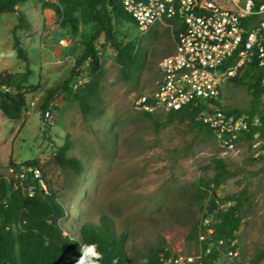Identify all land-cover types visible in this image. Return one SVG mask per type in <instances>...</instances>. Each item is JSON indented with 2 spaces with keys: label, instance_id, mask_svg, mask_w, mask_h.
Masks as SVG:
<instances>
[{
  "label": "rangeland",
  "instance_id": "374dc122",
  "mask_svg": "<svg viewBox=\"0 0 264 264\" xmlns=\"http://www.w3.org/2000/svg\"><path fill=\"white\" fill-rule=\"evenodd\" d=\"M17 10L29 22V28L17 35L33 71L27 86L36 90L27 103L36 104L19 121L8 120L0 110V172L8 175L11 160L17 164L37 160L67 212L64 227L110 219L117 233L126 234L127 252L136 264H147L151 252L161 246L174 257L201 258L203 264H264V162L254 160L246 143L240 144L239 156H223L219 143L205 132L169 122L164 114L150 118L133 106V100L160 79L159 63L175 47L171 33L155 28L157 33L141 34L133 23L117 25L121 38L140 41L146 53L145 65L131 82L120 78L102 34L97 47L105 74L91 111L84 114L77 101L59 95L47 116L41 109L46 91L67 79L83 49L81 36L93 26H83L78 33L63 27L64 7L58 0H26ZM16 25V13L0 17V74L26 71V63L13 49ZM80 69L82 88L90 80L89 64ZM249 102L244 87L224 84L225 110H244ZM68 142V156L84 165L81 173L61 167L55 158ZM215 157L224 159L231 171L218 195L223 199L243 195L247 203L238 241L211 259L206 257L210 249H204L208 237L199 232L203 212L197 182L215 174L211 168Z\"/></svg>",
  "mask_w": 264,
  "mask_h": 264
},
{
  "label": "trees",
  "instance_id": "16d2710c",
  "mask_svg": "<svg viewBox=\"0 0 264 264\" xmlns=\"http://www.w3.org/2000/svg\"><path fill=\"white\" fill-rule=\"evenodd\" d=\"M26 0H0V17L5 13L17 14V25L13 31V49L21 61L26 63L23 73L4 72L0 74V110L10 121H19L28 111L27 96L35 91L27 86L33 71L29 68V56L23 42L17 35L20 29H28L29 22L17 5ZM64 7L62 12L63 27H70L78 33L83 26H93L89 34L81 36L83 46L81 55L77 58L67 79L60 85L51 87L46 91L41 109L51 113L52 103L61 95L67 101H77L84 114L91 111L93 99L99 95L104 70L101 62L97 41L103 34L105 46L112 50L119 66L120 78L124 82L134 81L146 63V53L139 42L121 38L117 29L120 22L134 23L126 13L121 0H58ZM157 33L158 30H153ZM174 50L167 56L172 55ZM239 61L238 54L229 58L224 68L236 66ZM89 62L88 74L90 80L84 87L74 90L72 83L78 72L77 69ZM228 82L238 87H244L250 102L246 109L225 110L221 101L214 102L217 109L230 114H245L249 123L258 119L257 125H250L240 140L250 143L255 139L264 140V66L254 58L242 65L236 75ZM32 90V91H31ZM207 105L199 107H184L181 110H172L167 113H143L150 118L161 114L166 115L169 122L187 123L191 129L205 132L208 137L214 138L212 130L198 118ZM216 140V139H215ZM71 143L63 145L57 152L56 160L63 168H70L81 173L84 165L76 158L68 156ZM262 153L254 160L264 162V145ZM12 167L14 174L6 176L0 172V264H78L82 257L81 248L84 245L95 244L102 258L96 264H136L129 256L126 245V234L117 233L112 221L106 217L98 222L85 221L78 227H64L62 221L67 212L58 200L57 192L46 179L42 170V178L27 173L25 178H18L22 169L40 167L37 160L24 163L9 162L7 169ZM211 168L215 169L212 177L198 179V196L200 209L203 212L201 220L202 234L207 235L204 249L210 253L206 256L217 258L219 251L225 247L235 245L238 241V231L241 226V211L247 203L243 195H232L221 198L217 190L224 185L230 177L231 171L222 158H213ZM40 181L46 185V190ZM32 187L34 194L28 193ZM207 221V222H206ZM195 232L193 236H197ZM173 254L165 246L151 252L147 264H164L173 258ZM85 264L89 259L85 258Z\"/></svg>",
  "mask_w": 264,
  "mask_h": 264
},
{
  "label": "built area",
  "instance_id": "2783aa9c",
  "mask_svg": "<svg viewBox=\"0 0 264 264\" xmlns=\"http://www.w3.org/2000/svg\"><path fill=\"white\" fill-rule=\"evenodd\" d=\"M126 13L141 34L155 28L167 29L175 42V52L161 59L160 79L150 91L133 100L142 113L160 114L184 107L207 105L199 120L213 132L223 149V156L241 154V136L249 126L248 116L227 114L215 107L221 101L224 84L236 75L239 68L254 58L264 66V0H121ZM63 42V41H62ZM238 54L236 66L224 68L226 61ZM89 62H87L88 64ZM74 90L83 85L82 71L77 69ZM77 81V82H76ZM264 99V97H263ZM35 102L28 103L35 106ZM50 113L47 112V116ZM247 144L255 158L262 153L263 140ZM20 164V163H19ZM27 173L42 178L39 167L22 169L18 178ZM14 174L8 168V176ZM46 190V185L40 181ZM30 195L33 188H28ZM164 264H203L201 258L173 257Z\"/></svg>",
  "mask_w": 264,
  "mask_h": 264
},
{
  "label": "clouds",
  "instance_id": "9594fccd",
  "mask_svg": "<svg viewBox=\"0 0 264 264\" xmlns=\"http://www.w3.org/2000/svg\"><path fill=\"white\" fill-rule=\"evenodd\" d=\"M97 248L98 246L95 244L82 246V257L78 261V264H85V258L89 259V264H96V262L102 258V254L97 250Z\"/></svg>",
  "mask_w": 264,
  "mask_h": 264
}]
</instances>
